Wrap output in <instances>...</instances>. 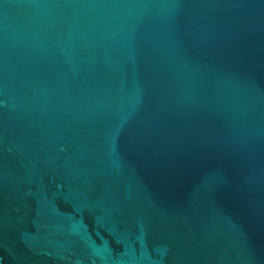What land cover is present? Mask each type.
Listing matches in <instances>:
<instances>
[{"label":"water","instance_id":"1","mask_svg":"<svg viewBox=\"0 0 264 264\" xmlns=\"http://www.w3.org/2000/svg\"><path fill=\"white\" fill-rule=\"evenodd\" d=\"M0 264H264V0H0Z\"/></svg>","mask_w":264,"mask_h":264}]
</instances>
